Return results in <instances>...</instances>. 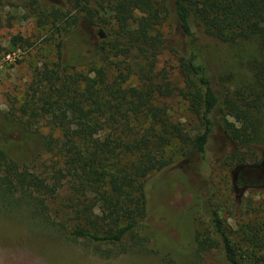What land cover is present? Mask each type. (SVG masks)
Here are the masks:
<instances>
[{
    "label": "trees",
    "instance_id": "16d2710c",
    "mask_svg": "<svg viewBox=\"0 0 264 264\" xmlns=\"http://www.w3.org/2000/svg\"><path fill=\"white\" fill-rule=\"evenodd\" d=\"M108 1L117 40L100 44L78 34L71 12L60 21L53 7L38 3L39 24L64 32L59 67L43 71L40 103L32 107L27 102L20 116H7V130L21 137L0 133V218L19 220L32 231L51 232L67 242L83 240L110 259L146 250L147 238L136 231L151 215L149 190L180 171L176 160L164 154L166 145L177 140L186 155L206 157L216 114L224 116L222 128L237 147L233 158L243 156L240 145L264 137V0ZM207 38L235 50L238 72L217 71ZM26 41L16 36L11 46L23 48ZM165 50L178 56L190 78L189 101L204 127L195 137L153 114L155 94L169 91L151 77ZM83 66L91 68L77 70ZM120 67L137 69L145 89L124 88L116 75ZM145 110L146 119L140 117ZM149 115L153 121L142 130L139 125ZM228 117L239 118L240 126ZM35 133L39 145L29 148ZM61 191L69 196L64 211L56 212L60 216L63 211L58 222L49 202ZM214 196L199 207L207 224L197 233V257L219 249L228 264H264V216L240 221L236 235L215 207Z\"/></svg>",
    "mask_w": 264,
    "mask_h": 264
},
{
    "label": "rangeland",
    "instance_id": "374dc122",
    "mask_svg": "<svg viewBox=\"0 0 264 264\" xmlns=\"http://www.w3.org/2000/svg\"><path fill=\"white\" fill-rule=\"evenodd\" d=\"M38 3L51 10L53 7L60 21L71 12V21H77L73 28L77 27L78 34L90 44L117 40L116 21L108 10V0H0V133L16 139L21 134L7 130V116H20L27 102H31L32 107L40 103L45 90L42 73L46 68L57 69L58 43L64 34L39 24ZM163 31L169 35L168 28L164 27ZM16 36L27 40L23 48L11 46ZM206 41L219 73L239 71L241 66L235 50L212 38ZM70 55L66 52L68 60ZM90 68L83 66L77 70L88 72ZM136 70L120 67L116 71L124 88L145 89ZM151 77L156 86H169V91L155 94L153 114H160L167 124L180 125L191 137L203 132L204 127L189 101L188 94L193 87L178 56L163 51ZM146 113L147 110L140 117L146 119ZM216 115L218 125L206 157L197 153L186 155L177 140L165 146L164 154L176 160L180 170L177 175L182 176L149 190L151 215L136 231L140 238H147L144 252L123 253L107 259L83 240L67 242L51 232L32 231L19 220L0 218V264H228L219 249L197 257V233L207 224L199 207L203 208L204 198L215 193V207L236 235H239L240 221L264 216V137L249 145H240L243 156L233 158L237 147L222 128L224 116ZM149 117V121L139 125L142 130L153 121L152 115ZM228 120L240 126L239 118L228 117ZM39 138L38 133L30 136L29 148L37 149ZM68 196L61 191L49 202L53 220L64 219L62 206ZM61 207L63 211L59 216L56 212ZM95 208V213L99 214L98 207ZM231 214L239 219H232Z\"/></svg>",
    "mask_w": 264,
    "mask_h": 264
},
{
    "label": "flooded vegetation",
    "instance_id": "af4514ba",
    "mask_svg": "<svg viewBox=\"0 0 264 264\" xmlns=\"http://www.w3.org/2000/svg\"><path fill=\"white\" fill-rule=\"evenodd\" d=\"M100 36L102 37L103 36V33H100Z\"/></svg>",
    "mask_w": 264,
    "mask_h": 264
}]
</instances>
